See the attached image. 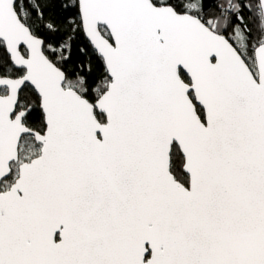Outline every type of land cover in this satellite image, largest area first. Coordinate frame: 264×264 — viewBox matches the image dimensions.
<instances>
[{
  "label": "snow or ice",
  "instance_id": "6c2138e0",
  "mask_svg": "<svg viewBox=\"0 0 264 264\" xmlns=\"http://www.w3.org/2000/svg\"><path fill=\"white\" fill-rule=\"evenodd\" d=\"M0 264H264V0H0Z\"/></svg>",
  "mask_w": 264,
  "mask_h": 264
}]
</instances>
